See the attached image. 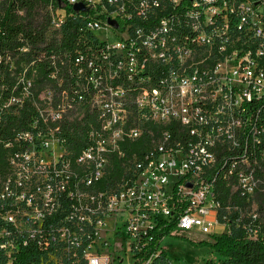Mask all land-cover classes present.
I'll list each match as a JSON object with an SVG mask.
<instances>
[{
	"label": "built area",
	"instance_id": "2783aa9c",
	"mask_svg": "<svg viewBox=\"0 0 264 264\" xmlns=\"http://www.w3.org/2000/svg\"><path fill=\"white\" fill-rule=\"evenodd\" d=\"M68 22L91 39L40 52L56 83L36 95L26 66L2 103L32 111L0 135V264L33 251L74 264H174L167 237L229 229L226 188L251 201L243 226L256 231L264 0H62L49 26ZM9 60L0 49V73ZM81 131L76 152L69 135ZM144 133L148 149L123 161L114 188L96 190L120 143ZM225 208L236 221L245 214Z\"/></svg>",
	"mask_w": 264,
	"mask_h": 264
},
{
	"label": "trees",
	"instance_id": "16d2710c",
	"mask_svg": "<svg viewBox=\"0 0 264 264\" xmlns=\"http://www.w3.org/2000/svg\"><path fill=\"white\" fill-rule=\"evenodd\" d=\"M62 0H0V49L8 53L11 60L4 63L0 73L1 100L0 115L4 119L0 125V135L10 136L13 129L22 128L28 119L32 109L29 102L22 108H2L3 101L10 95L11 89L17 80L18 74L28 66L27 73L32 74L35 82L34 92L37 95L47 85H54L56 81L49 76L48 59H39L42 50L74 48L75 45L84 43L91 39L80 36L76 24L68 22L58 31L50 28L51 8L61 4ZM50 7V11L45 10ZM33 61V63H32ZM92 118H89L91 120ZM76 128L77 125H74ZM150 127H157L149 123ZM81 130H83L81 128ZM70 144L75 145L78 152L82 144L83 132H75L69 135ZM149 136L144 133L136 140H125L120 143L122 155L112 157V165L103 179L94 185L96 190L114 188L120 181L126 170L123 164L132 155H141L149 147ZM5 149L0 148V161L3 160ZM230 188L222 192V212L228 214L230 227L228 230L212 234L210 241L192 243L195 246H208L216 253V259H211L205 264H264V193L256 196L261 216L260 227L256 231L246 229L243 224L248 222V206L251 201L230 194ZM239 205L243 212L238 221L234 220L239 216L237 210L231 208L227 211L226 205ZM229 212V213H228ZM186 238V236L174 235ZM59 253V252H58ZM42 255L39 252L23 254L22 264H39ZM66 264H74L65 261Z\"/></svg>",
	"mask_w": 264,
	"mask_h": 264
},
{
	"label": "rangeland",
	"instance_id": "374dc122",
	"mask_svg": "<svg viewBox=\"0 0 264 264\" xmlns=\"http://www.w3.org/2000/svg\"><path fill=\"white\" fill-rule=\"evenodd\" d=\"M50 11V7H45ZM186 238L171 236L164 239L165 256L174 264H205L216 259V253L208 246H195L192 242L210 241V235L196 234L188 231ZM112 237L110 240H114ZM39 264H66L62 253H53L44 256Z\"/></svg>",
	"mask_w": 264,
	"mask_h": 264
},
{
	"label": "water",
	"instance_id": "95a60500",
	"mask_svg": "<svg viewBox=\"0 0 264 264\" xmlns=\"http://www.w3.org/2000/svg\"><path fill=\"white\" fill-rule=\"evenodd\" d=\"M83 8H84V6H83L82 3H76V4L74 5V9H75V10H80V9H83ZM113 22H115V21H113Z\"/></svg>",
	"mask_w": 264,
	"mask_h": 264
}]
</instances>
